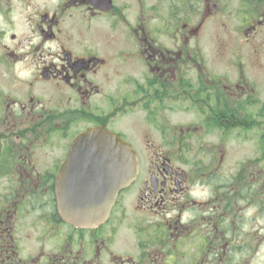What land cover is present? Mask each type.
Returning a JSON list of instances; mask_svg holds the SVG:
<instances>
[{"label": "flooded vegetation", "instance_id": "flooded-vegetation-1", "mask_svg": "<svg viewBox=\"0 0 264 264\" xmlns=\"http://www.w3.org/2000/svg\"><path fill=\"white\" fill-rule=\"evenodd\" d=\"M92 129L140 167L79 227ZM0 264H264V0H0Z\"/></svg>", "mask_w": 264, "mask_h": 264}, {"label": "water", "instance_id": "water-1", "mask_svg": "<svg viewBox=\"0 0 264 264\" xmlns=\"http://www.w3.org/2000/svg\"><path fill=\"white\" fill-rule=\"evenodd\" d=\"M139 166L131 145L111 132L92 129L80 135L57 179L62 218L79 227L104 222L118 194L136 179Z\"/></svg>", "mask_w": 264, "mask_h": 264}]
</instances>
